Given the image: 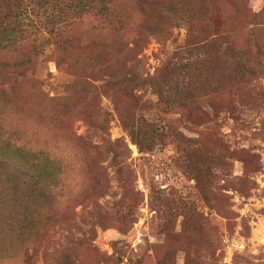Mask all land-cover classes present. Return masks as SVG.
I'll return each instance as SVG.
<instances>
[{
    "label": "rangeland",
    "instance_id": "374dc122",
    "mask_svg": "<svg viewBox=\"0 0 264 264\" xmlns=\"http://www.w3.org/2000/svg\"><path fill=\"white\" fill-rule=\"evenodd\" d=\"M55 1L17 3L26 5L21 25L41 34L43 53L29 78L9 81L3 63L20 53L0 47V264H264V0H173L190 6L186 18L198 9L205 18L162 29L136 59L128 57L129 77L148 81L135 91L138 101L127 103L109 74L90 79L85 68L94 52L115 45L114 29L88 15L72 32L88 47L57 50L48 30L69 10ZM114 6L131 23L143 19L138 0ZM8 19L0 18V30ZM134 29L128 25L123 39ZM227 44L250 58L254 73L226 76ZM167 64L173 85L160 76ZM174 88L181 103L161 96ZM115 95L123 110L160 131L153 150L138 146ZM103 119L105 135L128 145L127 157L115 161L104 148L99 166L76 163L82 152L67 126L96 137L87 121ZM14 126L20 140L9 132ZM51 143L64 146V164L16 147ZM47 169L57 173L53 182L40 178Z\"/></svg>",
    "mask_w": 264,
    "mask_h": 264
},
{
    "label": "trees",
    "instance_id": "16d2710c",
    "mask_svg": "<svg viewBox=\"0 0 264 264\" xmlns=\"http://www.w3.org/2000/svg\"><path fill=\"white\" fill-rule=\"evenodd\" d=\"M52 1L57 3L55 0ZM115 1L117 0H63V5L68 7L69 11L66 16L53 23L48 31L51 35L50 37L54 38V44L57 46V50L66 51L78 48L80 50L74 51L82 52V50L86 49L88 46L86 44H81L75 37V35L77 36L76 33H78L76 28L79 27L81 23L84 24V20L88 17V15L95 14L98 16V27L101 29L112 27L118 36L115 45L111 47V49L103 47L100 48L96 54L94 52L89 58L88 66L85 68L91 72L90 79H92V77H97L99 74H109L112 77L109 81L111 87L116 90L125 91V93H123V96L126 98L124 103H127V100L130 99L136 102L139 97L136 95L135 91H137L140 85L147 83L148 80L144 78L143 74L129 77V72L126 70L128 57H130L131 60L136 59V56L143 52L144 47L149 43L150 38L162 29H164V31L167 29L171 30L172 28L181 26L182 22L191 24V21L193 20H201L205 18V13L199 11L198 9L195 10L191 16L186 18L183 14L190 6L176 8L173 0H154L153 2L138 0L143 19L134 24L131 23V21H128L126 17L116 13L114 6ZM16 2L18 3L20 0H17ZM17 3L6 0L3 6L4 9L0 8L1 12H5V17L0 12V18L4 21L9 18L8 25L3 26L0 30V43L4 44V46L0 47L7 50L8 53H20L18 57L8 58L7 61L3 63L7 71L9 81L15 74L22 75L23 78L28 77L30 68L34 69L36 67L39 63L38 61L40 55L43 53V51L40 52L39 47L36 46V42H39L41 38L36 35L41 34L32 32L28 29L26 30L21 25L22 13L25 10L26 5L23 3L18 5ZM130 24L135 27L134 35L131 39L126 41L123 39L122 33ZM74 30H76L75 33L73 32ZM72 32L75 35H72ZM29 42H32V45L35 47H33L32 52L27 53L24 52L23 49L26 44H29ZM218 47L216 48L218 50L222 48V46L219 45ZM224 52L232 55L226 76L232 74L235 78H239L254 73V68L250 58H247L243 53L236 51L231 44L226 45ZM228 59H230V57H228ZM169 68L168 64L165 65L160 72V76L170 85H173L171 70H168ZM82 69L84 68L82 67ZM94 79L98 78H93V80ZM33 80L36 81L35 79ZM90 81H88V83H91ZM8 84L10 85V82ZM93 85L94 84L92 83V86ZM209 86L210 83H208V85H206L205 82L201 83V88H207ZM168 95V98H170L172 103L182 102L183 95L182 93L180 94L177 89L174 88V94L172 93V90L167 95H165V91L161 94L162 98ZM114 98L116 104H118L117 110L119 112V116L125 127H127L131 132L132 137L136 139L138 146L142 151L153 150L156 145V140L159 138V134H161L160 131L156 128L155 132H152L144 117L139 119L132 113L129 114L127 111L123 110L122 107H120V98L116 97V95ZM87 123L93 132L97 134L96 137H92L90 135H79L76 131L73 132L69 125L67 126V129L71 132L67 131L68 140L77 148L81 149L82 152L81 157L76 161V163L84 161L86 163H93L95 166H99L98 161L102 160L101 154L104 155L107 150L114 154L115 161L122 160L123 157H127L129 149L126 142L122 139L112 140L110 137L105 135L107 134L105 119L97 121L96 124L95 121L94 123L92 121H87ZM9 132L15 134V138L18 137L19 140L21 139L22 130L19 126L12 127ZM95 138H97L100 142L97 143L94 140ZM16 147L19 151L30 152L34 157L42 155L45 158V162H49L51 165L55 162L64 164L67 160L66 150L61 144L51 143L49 144L50 149L46 150H41L43 148L36 150L26 148L25 145L22 144H18ZM88 158H90L91 161H89ZM18 164L21 167L25 166L20 160L18 161ZM40 168L45 170L46 166H41ZM123 169L124 167H121V172ZM49 171L50 169H47V172L43 176L39 175L40 178H43L44 182H53L54 178L58 177L57 173L52 171V173H50ZM62 173H64V171H62ZM58 180L55 181L58 182ZM97 187L102 188L103 186L97 184ZM67 264H69V262H67Z\"/></svg>",
    "mask_w": 264,
    "mask_h": 264
}]
</instances>
